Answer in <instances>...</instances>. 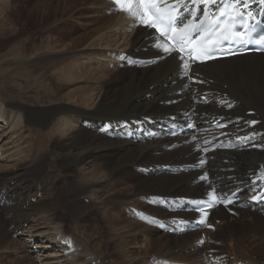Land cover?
<instances>
[{
  "label": "bare ground",
  "instance_id": "6f19581e",
  "mask_svg": "<svg viewBox=\"0 0 264 264\" xmlns=\"http://www.w3.org/2000/svg\"><path fill=\"white\" fill-rule=\"evenodd\" d=\"M221 1L218 0V4ZM134 9L136 14H130L134 23L124 20L123 15L120 14L109 21L110 25L107 29L95 31V35L91 38L86 36L90 40L94 39L92 45L101 52L104 51L103 46L110 48L115 44L114 47L120 48V53L116 54L120 61L118 60L117 69L114 71L102 66L101 68L91 67L92 65L85 63L84 58L81 57L72 58L73 60L67 64L62 63L61 70L57 71L56 66H61L62 61L59 62V59L63 57H54L56 55L50 54L51 51H55L50 43L49 49L41 52L36 49L31 50L30 44L29 51H25V54L20 56L21 59L33 61L34 69L46 70L49 65V84L46 83L44 86L41 82L42 90H39L36 98H32L39 107L5 103L4 111L0 109V125L3 121L4 127L9 124L7 129L11 127L17 132L19 128L24 130L31 128L36 133L38 127L45 128L54 124L49 135L61 140L58 146L62 148L63 155L58 156L61 161H67L69 165L77 167V172L73 169L70 172H73L79 181L76 180L75 183L69 181L66 186L68 174H64L55 178L50 177L49 185L51 186L46 188L49 183L46 182L47 168L54 167L60 161L50 163L47 159L49 155L46 154H40L41 156L37 158L38 153L36 155L34 153L37 143L32 144L29 150L18 153L16 155L18 159L14 161L17 162L16 171L18 172L14 174L13 169L12 172H4L3 176L0 173V246L6 243L9 232L18 230L21 222L27 223L29 218L42 208H48L46 213H49L50 207L65 206L64 208H68L75 221L84 219V216L88 215L86 211L89 206L84 199L82 200V196L94 193L99 199L104 190L101 187L104 185L109 186L111 194L106 201H103L102 206L95 210L96 214L92 219L96 226L104 224L112 227L120 225V222L126 223L125 219H121V214L112 213L113 207L120 206L123 210L118 211H121L123 215H130V212L127 213L125 210L130 202L118 201L121 197L120 192L157 194L159 199L171 197L181 200L192 196L187 194L189 191L196 194L198 196L196 198H203L209 185H212L217 192H226L231 189L243 191L246 196L238 201L237 204H239L249 197L247 193L250 190L257 188L264 181L263 174L257 185L250 184L251 179L256 177L258 172H264V55L216 61L202 67L189 62L187 68L181 69V62L174 51L161 60L165 57L161 49L167 47L166 44L160 40V48L151 46L153 32L140 23L141 10L138 7ZM54 25L49 27L50 34L58 29L55 27L57 25ZM127 32L128 35H126ZM18 46L24 50L28 48L26 43H18ZM79 46L76 42L73 43V48ZM129 54L137 59L154 60L155 64L150 68L129 66L124 56ZM99 61L104 60L98 59L97 62ZM121 64L125 66L119 68ZM97 67L100 66L97 65ZM22 71L28 70L23 68ZM189 71H191V81L187 77ZM45 75L39 77L45 78ZM76 86L78 88L61 96V93H64L63 89ZM224 94L233 98L236 103L226 101L223 98ZM208 100H211L210 104H207ZM65 101H72V103H65ZM2 102L0 97V108ZM73 103L81 105L82 108L75 107ZM44 104L47 106L49 104V107L40 106ZM249 111H255V114L259 116L260 125L250 127L249 121L255 120V117H248ZM9 114L12 120H8ZM174 117L189 125L194 133L189 137H169L165 132V122ZM225 121L229 122V125L224 130L206 132ZM130 132L137 135L136 139L144 138L145 142L138 143ZM145 132L159 135V138L152 140L145 137ZM207 134L219 139L227 138V140L232 138L231 134L242 135L255 137L257 141L241 149L215 150L208 155H203L199 145L206 140L204 136ZM192 139H196L197 142L183 146L185 141ZM30 142L32 141L28 143ZM23 153H27L26 156H21ZM30 154L34 157L26 161L30 158ZM201 156L205 161L201 164L202 170L185 176L179 175L183 178L180 181L174 180L178 175L175 177L162 173L163 168L170 167L167 165L173 163H176L172 165L173 167L193 164V162L200 164ZM16 157L12 156L11 159ZM147 170L154 171L158 177L150 178L151 176L145 175L144 171ZM205 173L208 176L207 181L200 179V176ZM28 174L36 179L34 186L28 187L29 189L21 186L24 182L27 183ZM116 177L122 178L119 180L115 179ZM131 178L138 180L131 185L129 182ZM125 181L128 182L125 183ZM31 190L41 200L33 202L34 197L30 196ZM37 190L42 192L37 195L35 194ZM141 191L143 192L139 193ZM237 204L230 208L218 207L210 215L203 216L202 220L200 214L192 212L168 214L160 208L154 210L147 208L145 215L157 219L189 218L195 222L208 223L206 245L209 249L208 254L213 257V260L220 263L221 259L231 256L234 258L233 264H261L264 262V214L250 209L249 205L241 210ZM140 210L139 214L142 212ZM47 216L54 218L57 215L47 214ZM147 229L154 230V226L150 225ZM114 230L118 232L117 228ZM61 231L58 227H51L49 231L51 233L44 236L51 241L48 251H54V248L64 241L61 238L65 233ZM228 232L232 235L231 239H228L230 242L227 238H223L227 237ZM42 235L45 233H41L40 236ZM161 235L167 240H163L164 238L152 240L146 236L141 244L134 242L130 247L138 249L139 253L136 256L139 254L143 256L153 254L150 248L159 250L167 246L177 248L178 245L187 241L177 238L173 241L172 236L162 233ZM193 235H196V232H191L184 237L188 239ZM56 239L60 241L55 242ZM225 243L228 250L225 248ZM127 245L128 243L125 242L124 246ZM68 247L67 251H71ZM56 253L60 256L63 250L59 249ZM67 257L72 258V264H79L83 262L81 258L85 256L84 252H80L79 254L71 253ZM53 258L58 261L57 257ZM57 261L54 264L60 263ZM162 262L167 263L163 260Z\"/></svg>",
  "mask_w": 264,
  "mask_h": 264
},
{
  "label": "rangeland",
  "instance_id": "374dc122",
  "mask_svg": "<svg viewBox=\"0 0 264 264\" xmlns=\"http://www.w3.org/2000/svg\"><path fill=\"white\" fill-rule=\"evenodd\" d=\"M123 7H127V5H117L114 3V0H0V97L3 100L0 109L4 111L5 103L7 105L23 104L28 107H39V104H35V101L33 102L32 98H36V96H38L39 94V90H42L40 89V87H43L41 85V82H43L44 86H46V83L49 84V65L46 67L48 68L46 70L34 69L33 61L20 58L21 55L25 54V51H29L28 49L30 44L31 50L36 49L40 52L49 49V43L53 45L55 47H53V50L55 51H51L53 53L50 52V54L56 55L54 57H63L62 59H59V62H62L61 66H56L57 71L61 70L60 68L63 66L62 63L67 64L70 60H73L77 57H81L82 59L84 58L83 61L92 65L91 67L96 66V68H101L102 66L105 69L109 68L110 71L116 70L117 67H111L110 64H114L115 62H117L116 64H118V62L120 61V59H118L119 57L117 58L116 55L120 53V48H118V46L114 47L115 44L110 48L103 46L104 48L102 49H104V51L101 52V50H99L96 46L92 45L94 39L90 40L89 38L95 35V31H98L99 29H107V27H109L110 25L109 21L120 14L123 15L124 20L130 22L132 21L134 23V19L130 17L131 13L120 10ZM135 7L136 6H133V9ZM54 24L57 26H55ZM53 25L58 29L50 34L49 27H52ZM67 33L68 35H66ZM63 35L65 36L62 38ZM87 35L89 38L86 37ZM126 35H128V32ZM74 42H76L77 45L79 44L80 46L77 48H73ZM18 43H26L28 48L25 50L20 49ZM99 54L103 55L100 56ZM95 58L97 59L95 60ZM98 59H102L104 61L97 62ZM107 63L109 66H107ZM97 65L100 67H97ZM23 68L28 71L23 72ZM42 75H45V78L39 77ZM78 86L71 87V89H68V87L65 88L66 90L63 89L64 93H61V96L69 94L68 92H71L72 89L74 90V88H78ZM65 103H72V101H65ZM73 105L77 108H82L80 107L81 105H78L76 103H73ZM40 106L45 107L47 106V104ZM47 107H49V104ZM8 120H12L11 115L9 116ZM1 123V176H3L5 173H8L9 171L12 172L13 169V173L16 174L18 172L16 171L17 162H14L16 161L15 159H18L16 155L23 150H29V147L32 144L37 143L35 145L36 152H34L35 155L38 153L37 158H39L42 154H46L49 155L47 157L48 162L56 163L57 161H60L54 167L47 168L46 182L49 183H47L46 188H49V186H51L49 185L51 184L50 177L55 178L56 176L64 174H68L66 178V186L67 184H69V181H71L72 183H75L76 180L79 181V178L74 176L73 172H70L72 169L77 172V167H75L74 165H69L68 163H66L67 161H61V159L59 158V156L63 155L62 148L58 146L61 143V140L58 137H52L49 135V132L54 124H51L45 128L38 127V130L36 131V133H34L31 128H29L28 130L19 128L16 132L15 130H12L11 127L7 129L9 127V124L4 127V122L2 121ZM30 140L32 142H30L29 144L28 142ZM26 154L27 153H23L21 156H26ZM12 156H15L16 158L11 159ZM32 157H34L33 154H30V158L26 159V161L30 160ZM174 164L176 163L167 166L173 167L172 165ZM132 176L133 175H131V177ZM141 176L146 177L145 175ZM178 176L174 179L175 181H180L183 179L182 177ZM156 177H158V175H155V177L151 176L150 178ZM119 178L121 179L122 177H116L115 179ZM31 179L34 180L31 181ZM35 180L36 179L34 177H30V174H28L26 180L27 183L24 182L21 186L27 188L34 186ZM135 180L138 179H130L129 182L131 183V185L136 183ZM127 182L128 181H125V183ZM108 188L109 186L107 187V185L101 187L103 191L100 194V198H102L103 196L102 200L100 198L97 199L94 193L82 196V200L84 199V202L87 206H89V209L86 211L88 215H85L84 219L79 221H75L72 218V214L70 213V211H68V208H64L65 206L50 207L49 213H46L48 208H42L36 211V213L29 218L27 223L21 222L22 224L20 223L18 230H16L15 232H9L10 234H8V238L5 241L6 243L0 246V264H45L46 262V264H54V262H56L57 260L53 257H57L58 261L60 262L59 264H72V258L67 256L71 253L79 254L80 252H84V256H86L87 254H94L99 258L97 260H101V264H163L162 260L168 262L170 261L173 263L175 262L176 264H213V262L210 263L213 259H210V255L207 251L209 249L206 245L207 234L205 231L203 233L197 232L196 235H193L188 239L184 237L185 235H170L172 236L171 239H173V241L176 240V238L180 240L185 239L187 241L178 245L177 248L171 245V247L167 246L166 248H162L160 250L156 248H150V252L153 254L143 256H140L139 254L138 256H136L137 253H139L138 249L130 247L133 246L134 242L141 244V241L144 240L146 236L152 240L164 238L161 235L162 232H160V230L157 228L155 229V226V231H149V229L151 228L147 229V227H149L150 225H147V223H144L143 221L138 219V215L145 214L147 208L153 210L159 208V204L155 202V200L159 199V195H144L138 193L128 194L130 192H118L121 196V199L118 198V201L130 202V205H128V207L130 206V209L128 207L127 209H125L127 210V213L130 212V215H123L121 213V211L123 210L122 207H113L111 205V207H113L112 213L121 214V219H125L127 224L124 222H120V225L117 224L109 227V225L102 224L104 223L102 221V223H100L102 224V226H96L97 224L93 221L92 217L96 214L95 210H97L99 206L101 207L103 201H106L110 196L111 192H109L110 189ZM41 192L42 191L37 190L35 191V194L39 195ZM142 192L143 191L139 193ZM187 194L196 197V194H193L190 191ZM30 196L34 197L33 202L35 203L38 200H41L39 196L34 195L33 190H31ZM148 197L150 199H147ZM94 199L97 200L95 201ZM152 200L154 201L151 202ZM115 201L117 200L115 199ZM93 204H95L96 206ZM145 204L149 207H146ZM139 210L142 211L140 212V214L138 212ZM44 214L46 216H44ZM47 214H56L57 216L53 218L52 216L48 217ZM33 226L35 228H33ZM51 227H58L65 233V235H63V237L61 238V240H64L61 244L62 246L56 245L57 248H54V251H48L49 249L47 248L49 247L48 245L51 243V241L44 238V236L53 232L52 230L51 232H49ZM113 228H117L118 232H116ZM43 232L45 233V235L40 236ZM67 236L71 237V240L74 241V245L76 248H72L71 251H67V253L65 254V249H67V242H65V238ZM231 236V233L228 232L227 237L225 236L223 238H227L228 240L231 239ZM251 238L254 237L251 236ZM163 240L167 239L164 238ZM54 241L57 242L60 240L56 239ZM125 242L128 243L127 246H124ZM228 242L230 241L228 240ZM225 248L227 249L226 243ZM59 249L63 250V254H61L60 256L59 253H56L59 251ZM243 249H246V247H243ZM223 259V261H225V264L234 263V258L231 256H226V258ZM261 264H264V262H262Z\"/></svg>",
  "mask_w": 264,
  "mask_h": 264
},
{
  "label": "snow or ice",
  "instance_id": "6c2138e0",
  "mask_svg": "<svg viewBox=\"0 0 264 264\" xmlns=\"http://www.w3.org/2000/svg\"><path fill=\"white\" fill-rule=\"evenodd\" d=\"M168 0H114V3L117 5H127V7H123L120 10L129 12L135 15V11L133 9L134 4H139L144 6V17H147V21L143 18H140V23L143 26L151 27L156 29V32L153 34V43L152 47L160 48V38L163 37L167 40L171 37V34L176 31V16L174 13L177 11L176 5L183 3V7L187 8L188 4L191 3L193 6L201 5L203 6V14H209L208 6H213L211 8V12L213 13L212 19L217 20L218 23L215 24L213 28L205 29V31L212 32L213 35H219L218 42L216 43L215 47H212L209 50L208 45L214 43L210 38L208 41L202 42L199 45V49L197 48H189V44L195 37L192 36H185L181 37L180 39L176 40L174 49H179V54L177 59L181 62L180 67L181 69H185L188 67V63H197V62H204L201 58L207 57L211 59L217 52V50H223L225 47L235 44H243L247 48L249 43L256 44L257 40L252 39L249 36V39H245L246 36L249 35L251 31L249 24L250 19L251 22H255V17H251V13L248 10L250 0H229V2L225 5L224 3H219L218 0H176V4L169 8H162L156 7L157 5L167 4ZM262 4H264V0H260ZM151 5L152 7H149ZM227 7L230 11L225 12L224 8ZM191 11H197L195 7ZM234 11V14H233ZM191 14V13H190ZM167 24V30L161 32L158 24ZM228 25L225 29L223 26ZM233 37L237 39L234 40ZM174 49H170L168 47L162 48V52L164 55H171V52ZM255 51L264 50V44H261L259 47L255 49H249ZM250 123L255 124L256 121H251ZM200 164H204L203 156L199 159ZM201 180L207 181L208 176L207 174H203L200 176ZM215 193L216 198L220 200L225 206L231 202L230 197L233 195L232 193H224V192H217L215 187L209 185L208 191L206 192L205 196L200 200L194 201L197 210L202 213L201 220L203 216L207 215V210L211 207L215 201H213L212 196ZM202 243V241H201Z\"/></svg>",
  "mask_w": 264,
  "mask_h": 264
}]
</instances>
